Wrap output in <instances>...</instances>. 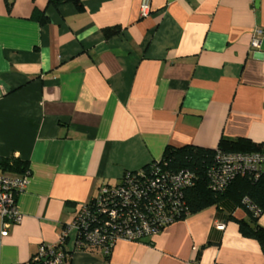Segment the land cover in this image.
Segmentation results:
<instances>
[{"label":"crops","instance_id":"crops-1","mask_svg":"<svg viewBox=\"0 0 264 264\" xmlns=\"http://www.w3.org/2000/svg\"><path fill=\"white\" fill-rule=\"evenodd\" d=\"M140 1L82 0L78 11L0 0V161L29 171L0 264H29L102 184L158 161L167 145L264 142V36L250 46L264 0H149L145 16ZM107 27L117 32L106 37ZM234 218L246 210L209 206L151 239L116 240L108 254L74 250L70 230L66 264H264Z\"/></svg>","mask_w":264,"mask_h":264},{"label":"built area","instance_id":"built-area-1","mask_svg":"<svg viewBox=\"0 0 264 264\" xmlns=\"http://www.w3.org/2000/svg\"><path fill=\"white\" fill-rule=\"evenodd\" d=\"M149 12V0L140 1V15ZM264 29H254L250 46L259 48ZM264 171V148L259 152L216 154V163L208 171L210 185L223 189L231 176L242 170ZM28 169L15 173L0 165V234L21 220L17 196L26 188ZM193 184L191 172L170 173L155 162L148 170L126 171L116 184H102L95 196L78 205L68 224L53 244H40L32 264H66L71 252L64 248L69 231L75 233L74 250L82 246L100 248L108 254L116 240L142 241L151 239L169 223L178 220L181 191ZM178 218V219H177ZM181 219V218H180ZM218 227L223 228V223ZM189 264H198L190 261Z\"/></svg>","mask_w":264,"mask_h":264},{"label":"trees","instance_id":"trees-1","mask_svg":"<svg viewBox=\"0 0 264 264\" xmlns=\"http://www.w3.org/2000/svg\"><path fill=\"white\" fill-rule=\"evenodd\" d=\"M48 2L55 5L71 2L78 11L83 10L82 0H48ZM33 17L40 22L46 20L44 15L34 14ZM116 32V27L103 29V34L106 37ZM263 148L264 142H254L244 137H220L216 148L193 144L167 145L161 158L152 162L157 163L160 168L170 173L186 170L193 175V184L184 188L180 194L179 219L213 205H225L233 208L240 206L246 210L248 219L234 218L238 223L239 231L243 236L256 239L264 251V226L258 223V218L264 211V171L242 170L231 176L226 186L220 190L210 185L208 174L209 169L215 166L218 152H259ZM0 165L2 169L15 173H23L28 169L26 163L16 157L2 159ZM148 165L149 163L142 169L147 171ZM82 249H89V247L84 245ZM29 264H32L31 260Z\"/></svg>","mask_w":264,"mask_h":264}]
</instances>
